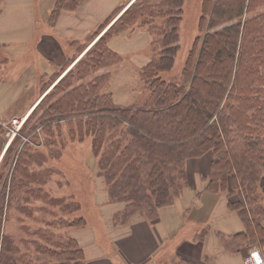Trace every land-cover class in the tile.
<instances>
[{
    "label": "trees",
    "instance_id": "obj_1",
    "mask_svg": "<svg viewBox=\"0 0 264 264\" xmlns=\"http://www.w3.org/2000/svg\"><path fill=\"white\" fill-rule=\"evenodd\" d=\"M80 1L54 0L49 21ZM126 4L98 26L92 44L27 115L19 134L32 139L43 131L45 144L32 150L16 135L0 160L1 166L13 151L0 174V264H26L2 222L17 191L27 195V203L31 194L46 196L42 185H31L42 183L46 173L31 165L59 158L68 140L85 138L91 143L90 173L102 176L111 202L125 203L115 222L135 214L154 218L185 188V161L210 154L204 188L224 194L244 227L233 234L232 246L264 244V0H201L199 33L173 80L162 74L180 48L184 0H133L118 15ZM140 30L150 35L151 56L142 66H131L146 95L141 104L122 105L107 88L112 71L125 66L109 41ZM70 197L63 205L68 214L79 209ZM20 207L31 214V205ZM56 223L79 228L86 220L78 215ZM30 238L44 240L45 245L33 240V250L53 259L36 264H84L83 248L70 234L56 244L47 229L34 230Z\"/></svg>",
    "mask_w": 264,
    "mask_h": 264
},
{
    "label": "crops",
    "instance_id": "obj_2",
    "mask_svg": "<svg viewBox=\"0 0 264 264\" xmlns=\"http://www.w3.org/2000/svg\"><path fill=\"white\" fill-rule=\"evenodd\" d=\"M42 1L0 2V75L5 77L3 80L0 76V160L6 150L4 131L9 120L32 111L91 45L97 29L96 17L80 27L75 17L64 25L63 13L57 19L63 21L61 24L49 25V6ZM122 1L113 0L107 8L103 5L104 18L113 14L111 10L117 5L122 6ZM86 10L87 15H96L93 8ZM109 46L123 56L125 66L112 71L120 78L112 76L107 88L117 103H132L138 78L131 64L140 67L149 60L150 35L145 30L125 32L113 36ZM126 73L129 76L121 78ZM119 87L131 89L132 94L121 96ZM26 91H31V96L18 106L16 98ZM210 159V154L187 159V184L181 195L159 207L154 218L135 214L125 223H117L114 218L125 203L111 202L102 176L90 174L95 223L86 222L69 231L83 248L84 264H243L252 247H257L264 259V244L243 242L232 246L233 234L244 227L237 213L228 209L224 194L204 188L202 178L209 173ZM260 221L264 226V216Z\"/></svg>",
    "mask_w": 264,
    "mask_h": 264
},
{
    "label": "rangeland",
    "instance_id": "obj_3",
    "mask_svg": "<svg viewBox=\"0 0 264 264\" xmlns=\"http://www.w3.org/2000/svg\"><path fill=\"white\" fill-rule=\"evenodd\" d=\"M40 1V0H39ZM87 1L82 0L74 9H65L62 10L56 18L49 21L48 17L50 11L53 7V2L49 0H44L42 3L48 4L49 11L47 16V22L49 25L53 26L57 22L58 24L62 23L66 25L71 17H75V21L79 22L80 27H83L89 24L93 18L96 17L97 23L96 28L100 26V22L104 21L107 17L104 18L103 12L106 10L108 5H111L113 0H95L90 2L87 5ZM106 2V3H105ZM128 0H123L122 5L126 4ZM40 3V2H39ZM201 0H184L183 4V16L179 24V41L180 48L175 55L174 63L172 68L169 71H166L162 74L165 78L169 80L177 79L180 75L181 68L184 64L186 56L189 49L193 43L194 37L198 31V22L200 15V6ZM41 5V4H39ZM103 5H106L104 8ZM86 8L90 10L93 8L96 11V15H87ZM119 5L111 10L113 13L119 9ZM63 13V21L59 22L57 19L60 17V14ZM82 45H79L80 49ZM1 61V60H0ZM1 78L4 80V76L1 73ZM119 78L120 76L117 75ZM126 76H129L128 73L125 76L121 77L125 79ZM135 91L134 102L136 104H141L143 98L146 95L144 91V85L142 82H138L137 86L133 87ZM116 90V89H113ZM128 88H118V92L125 94V97L129 94H132ZM134 94V93H133ZM31 96V91H26V93L16 98L17 105L20 106L21 102L26 100ZM134 96V95H133ZM136 99V100H135ZM264 103V98H262ZM15 110V108H14ZM11 117H9L10 119ZM20 135V134H18ZM21 136V135H20ZM3 138V137H1ZM21 138L25 141L28 140V145L32 150H37L45 144V133L43 131H37L35 138L29 139L28 137ZM16 143V142H15ZM13 152V151H11ZM8 153L7 158L0 166V174H4L6 171V164L9 161ZM91 152V143L89 138L83 140H68L66 144L62 147L61 155L59 158L50 159L42 166H37L35 164L31 165V168L38 173H43L45 175L43 182L39 181L33 182L31 185L33 187H39L42 185V191L45 193L44 199L34 197V195L29 197L28 203L25 199L27 195L23 191H17L16 199H14L10 208L7 211L6 218L2 222L3 233L7 234L13 245H15L18 250V259L25 255L26 264H36V263H52L53 259H45L42 256L37 255L31 243L35 240L37 243L46 244L44 240L37 238H30V235L36 229H47L51 233V240L53 244H56V240L65 239L67 235L70 234V229L64 226H61L59 223H56L57 219L62 217L66 219L67 217H77L82 215L88 224L95 223V214L94 209L91 207V181H90V170L89 164H86V158ZM91 156V155H90ZM91 158V157H89ZM90 164L92 161L90 160ZM19 178V176L17 177ZM1 181V180H0ZM74 200L79 202V209L73 213L68 214V211L63 209V205L71 201V197ZM31 205L32 212L31 214L21 209L20 206ZM78 212V213H77ZM50 224L49 222H52ZM55 221V223H54ZM78 228V227H74Z\"/></svg>",
    "mask_w": 264,
    "mask_h": 264
},
{
    "label": "built area",
    "instance_id": "obj_4",
    "mask_svg": "<svg viewBox=\"0 0 264 264\" xmlns=\"http://www.w3.org/2000/svg\"><path fill=\"white\" fill-rule=\"evenodd\" d=\"M25 120V115L21 117H12L6 125L5 135L11 140L19 133ZM244 264H264V259L257 248L251 249L243 259Z\"/></svg>",
    "mask_w": 264,
    "mask_h": 264
},
{
    "label": "bare ground",
    "instance_id": "obj_5",
    "mask_svg": "<svg viewBox=\"0 0 264 264\" xmlns=\"http://www.w3.org/2000/svg\"><path fill=\"white\" fill-rule=\"evenodd\" d=\"M128 4H129V3H127V5H128ZM127 5H125V7H126ZM125 7H124V8H125ZM124 8H123V9H124ZM123 9H122V11H123ZM122 11H121V12H122ZM121 12H120V13H121ZM37 103H38V102H37Z\"/></svg>",
    "mask_w": 264,
    "mask_h": 264
}]
</instances>
